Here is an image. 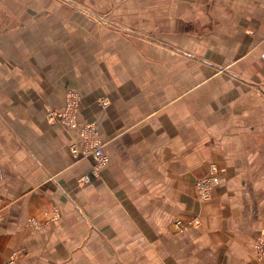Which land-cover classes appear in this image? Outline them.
Listing matches in <instances>:
<instances>
[{"label":"crops","instance_id":"crops-1","mask_svg":"<svg viewBox=\"0 0 264 264\" xmlns=\"http://www.w3.org/2000/svg\"><path fill=\"white\" fill-rule=\"evenodd\" d=\"M10 1L0 264H264V0L79 4L101 25L30 16L26 0L9 16ZM87 124L108 157L97 174L70 152ZM210 168L219 185L201 203L195 183Z\"/></svg>","mask_w":264,"mask_h":264},{"label":"built area","instance_id":"built-area-1","mask_svg":"<svg viewBox=\"0 0 264 264\" xmlns=\"http://www.w3.org/2000/svg\"><path fill=\"white\" fill-rule=\"evenodd\" d=\"M76 107L77 97L74 93H68L67 103L62 115L61 122L64 126L72 128L76 122ZM48 118L52 121H57L58 117L55 112L48 114ZM83 138V144L81 149L77 145L73 144L70 146V152L73 157L78 159H90L93 163L92 173L97 174L108 162V157L103 151V144L97 137V128L95 124H87L81 131ZM219 178L217 170L210 168L207 176L201 177L196 180L195 190L197 197L201 202L207 201L210 197L211 190L218 185ZM178 223H174L175 229H182L184 227H178ZM258 252L263 250L262 246L256 247ZM11 263V262H10Z\"/></svg>","mask_w":264,"mask_h":264},{"label":"rangeland","instance_id":"rangeland-1","mask_svg":"<svg viewBox=\"0 0 264 264\" xmlns=\"http://www.w3.org/2000/svg\"><path fill=\"white\" fill-rule=\"evenodd\" d=\"M4 1L0 0V5H2V4L6 5V3H4ZM7 1H9V0H7ZM17 1H19V0H17ZM26 1L31 2V4H32L31 9H26V11H28L27 14L30 16H34V17L62 16V17H66V18L67 17H73V16H84L86 18H91L94 22H98V25L102 24L101 21H99L95 18V16H97L99 14H96L94 12V10H91L87 7L84 8V6L79 7V4L88 3L89 2L88 0L87 1H85V0H26ZM10 3L12 4L11 7L1 9V12L2 13L6 12V13H8L9 16H15L16 12L19 10V4H16L15 2H13V0H11L8 4H10ZM98 17H101V16L99 15ZM218 185H219V183H218ZM218 185H216L214 188H216ZM212 190H211V192H212ZM210 197H211V193H210ZM210 197L207 201L201 202L199 197H197V194H196L197 200L201 203L208 202L210 200ZM175 222L179 224L178 227H184L185 226L182 229H175L173 227L174 230L177 232H179L181 230H185L187 227H189L192 224H193L192 226L197 225L195 219L192 220L191 222L187 223V224L183 223L180 220H176V221L172 222V226ZM174 230L172 229V231H174ZM258 246L263 247V250L258 252L259 254H262L264 251V238L258 240L256 247H258Z\"/></svg>","mask_w":264,"mask_h":264}]
</instances>
